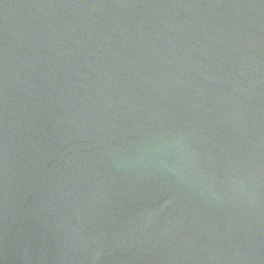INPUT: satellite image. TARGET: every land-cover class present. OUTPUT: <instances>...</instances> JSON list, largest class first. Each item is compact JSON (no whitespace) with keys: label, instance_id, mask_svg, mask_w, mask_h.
Masks as SVG:
<instances>
[{"label":"water","instance_id":"water-1","mask_svg":"<svg viewBox=\"0 0 264 264\" xmlns=\"http://www.w3.org/2000/svg\"><path fill=\"white\" fill-rule=\"evenodd\" d=\"M0 264H264V0H0Z\"/></svg>","mask_w":264,"mask_h":264}]
</instances>
